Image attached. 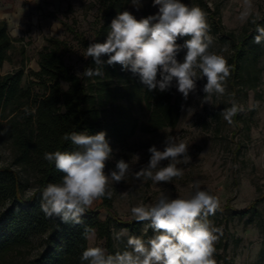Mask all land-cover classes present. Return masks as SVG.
Instances as JSON below:
<instances>
[{
    "label": "trees",
    "instance_id": "16d2710c",
    "mask_svg": "<svg viewBox=\"0 0 264 264\" xmlns=\"http://www.w3.org/2000/svg\"><path fill=\"white\" fill-rule=\"evenodd\" d=\"M95 36L91 42H104L111 20L126 10L127 0H97ZM264 25V17L257 20ZM87 47L91 42L83 33L64 23ZM210 33L218 35L220 42L229 43L232 53L227 58L231 75L227 84L244 83L255 90L259 81L262 44L254 43L256 24L249 21L240 33L229 31L216 13L210 15ZM39 54V70H31L26 83L24 68L3 74L1 67L10 59L14 39L7 20H0V264L11 254L24 255V264H81L83 251L90 247L89 237L96 232L104 240L109 254L116 253L113 228H127L137 233L147 222H124L112 218L100 219L89 209L82 223H61L59 218H45L40 210L41 192L48 183H57L63 173L43 156L45 152L73 151L75 146L66 141V133L87 131L94 135L106 132V139L126 140L138 129L158 132L176 128L181 120L183 103L176 97V82L161 92L149 91L139 76L130 79L120 65L105 64L103 76L86 77V68L96 67L89 57L81 75L66 64L60 50L67 42L50 37ZM107 60V56L102 57ZM159 75L157 79H159ZM128 79V80H125ZM68 84V87L64 86ZM35 107V116L25 115V107ZM136 109H146L148 120L140 122ZM7 145L10 160L2 163L1 149ZM103 207H113L111 199L104 198ZM264 202V193L247 208L235 215L255 216ZM86 229L91 231L86 233ZM26 253V252H25ZM15 264V263H14ZM87 264V262H84Z\"/></svg>",
    "mask_w": 264,
    "mask_h": 264
},
{
    "label": "rangeland",
    "instance_id": "374dc122",
    "mask_svg": "<svg viewBox=\"0 0 264 264\" xmlns=\"http://www.w3.org/2000/svg\"><path fill=\"white\" fill-rule=\"evenodd\" d=\"M127 11L137 19L146 18L158 12L159 6H153V0H140L139 10L132 0H127ZM189 7L198 6L210 15L216 13L229 31L240 33L248 23L241 24L238 17L243 11V0H181ZM254 18L264 17V0H253ZM0 10L4 11L9 31L14 39L10 59L1 67L3 74L24 68L25 84L31 70H39V54L46 47L50 37L67 42V49L60 50L65 62L73 72L81 75L88 58L86 46L64 23L83 33L90 42L94 39L96 18L98 16L97 0H6ZM18 22L21 27L16 34ZM213 44L209 51L224 56L232 53L229 43L220 42L218 35H212ZM184 39L177 42L183 44ZM264 47V43H262ZM186 50L181 51L177 59L183 62ZM259 81L255 90H248L244 83H234L233 88L227 84V94L213 95L204 101L203 87L206 78L197 81L196 91L185 99L177 90L176 97L183 103L181 120L176 128H166L158 132L137 130L135 135L126 140L110 139L113 159L106 164V172L115 168V162L123 158L129 162L133 171H138L150 158L149 147L155 145L163 150L164 140L168 135L177 142L189 146L190 160H181L177 166L184 169L181 178H174L170 183H153L151 180H136L130 174L124 182L112 185L113 207H103L102 200H97L91 209L102 220L112 218L129 222L134 220L131 208L140 203L151 204L158 201L161 194L169 198L188 197L194 192L193 184L199 182L201 189H207L216 195L220 207L209 222L218 228L219 239L215 243L214 258L217 264H264V202L258 206L255 216L235 215V211L247 208L264 193V57L261 59ZM132 79L138 74L128 71ZM128 80V79H125ZM68 87L67 83H64ZM230 94L240 106L239 111L228 123L221 112L231 107ZM140 122L148 120L146 109L134 112ZM2 163L10 160L7 145L1 149ZM135 155L139 156L137 161ZM166 164L167 161L162 162ZM127 193V195H123ZM127 230V231H122ZM113 238L116 252L128 249L129 236L135 235L145 240L153 236L148 222L135 234L129 229L114 227ZM117 234L119 238H117ZM90 247L105 248L104 240L93 232L89 237ZM26 252V253H25ZM24 255L11 254L1 264H24ZM115 254V253H114Z\"/></svg>",
    "mask_w": 264,
    "mask_h": 264
},
{
    "label": "clouds",
    "instance_id": "9594fccd",
    "mask_svg": "<svg viewBox=\"0 0 264 264\" xmlns=\"http://www.w3.org/2000/svg\"><path fill=\"white\" fill-rule=\"evenodd\" d=\"M132 3L139 10L140 0ZM153 6H159L158 12L146 18L137 19L127 10L119 12L111 20L106 40L87 46L84 57H91L96 67L86 68L83 75L103 76L105 64H118L122 70L138 74L149 91H167L175 81L177 90L187 99L196 91L197 81L206 78L205 102L213 95L227 94L231 66L224 56L209 51L213 38L209 34L207 13L181 0H153ZM254 15L258 13H254L253 0H243L238 19L241 24L249 21L256 24L254 43L262 44L264 25L258 24ZM15 25L18 34L21 25L18 22ZM185 37L183 44L177 42ZM184 50L180 62L177 57ZM105 56L107 60L102 59ZM233 95L230 94L231 107L221 112L228 123L242 111ZM23 111L25 115L35 116L37 109L26 106ZM6 133L7 129L0 131V135ZM106 135L105 131L94 135L87 131L66 133L64 139L71 141L75 150L44 153L43 158L63 173L59 182L48 183L41 192L40 210L45 218L57 217L61 223L80 224L94 202L112 198L114 183L124 182L130 174L136 180L170 183L184 175V169L177 166L181 160L191 159L189 146L168 135L163 150L155 145L149 147V161L138 171H133L129 162L121 158L113 170L106 172L107 162L114 158ZM135 158L139 160L138 155ZM193 188L194 192L186 198L161 194L155 203L133 206L131 215L135 222H148L153 236L147 240L129 236L130 250L115 254L102 247H89L80 257L81 264H217L214 253L220 230L211 225L208 217L217 212L220 201L209 190H202L199 182Z\"/></svg>",
    "mask_w": 264,
    "mask_h": 264
},
{
    "label": "crops",
    "instance_id": "0c3cea01",
    "mask_svg": "<svg viewBox=\"0 0 264 264\" xmlns=\"http://www.w3.org/2000/svg\"><path fill=\"white\" fill-rule=\"evenodd\" d=\"M6 3V0H0V9L2 8V6H4V4ZM6 16L4 14L3 10H0V20H5Z\"/></svg>",
    "mask_w": 264,
    "mask_h": 264
}]
</instances>
